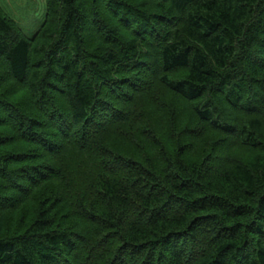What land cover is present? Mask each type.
<instances>
[{"label": "trees", "instance_id": "obj_1", "mask_svg": "<svg viewBox=\"0 0 264 264\" xmlns=\"http://www.w3.org/2000/svg\"><path fill=\"white\" fill-rule=\"evenodd\" d=\"M0 264H264V0L0 10Z\"/></svg>", "mask_w": 264, "mask_h": 264}, {"label": "rangeland", "instance_id": "obj_2", "mask_svg": "<svg viewBox=\"0 0 264 264\" xmlns=\"http://www.w3.org/2000/svg\"><path fill=\"white\" fill-rule=\"evenodd\" d=\"M0 10L31 38L43 22L45 0H0Z\"/></svg>", "mask_w": 264, "mask_h": 264}]
</instances>
